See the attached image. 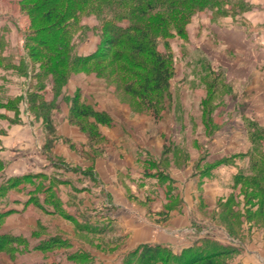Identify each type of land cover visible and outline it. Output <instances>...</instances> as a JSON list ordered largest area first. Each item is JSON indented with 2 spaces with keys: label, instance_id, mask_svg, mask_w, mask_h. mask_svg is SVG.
Returning a JSON list of instances; mask_svg holds the SVG:
<instances>
[{
  "label": "rangeland",
  "instance_id": "374dc122",
  "mask_svg": "<svg viewBox=\"0 0 264 264\" xmlns=\"http://www.w3.org/2000/svg\"><path fill=\"white\" fill-rule=\"evenodd\" d=\"M24 2L0 0V214L11 212L6 231L25 242L13 256L0 252V264H101L102 257L122 264L126 255L137 263L142 245L160 241L179 245L163 251L173 260L192 246L219 244L229 254L218 262L243 264L247 245L263 256L260 263L249 255L252 264H264V0H215L182 36L159 39L171 78L156 96L141 89L152 79L149 58L136 65L125 47L105 57L95 14L81 16L62 58L52 60L63 76L56 82L44 71L51 55L40 53L41 37L31 32L41 25L21 10ZM32 94L48 114L32 109ZM76 99L98 115H72ZM217 168L229 184L207 181ZM31 204L37 212L25 215ZM54 238L58 247L40 251L45 257L38 250L21 257Z\"/></svg>",
  "mask_w": 264,
  "mask_h": 264
},
{
  "label": "trees",
  "instance_id": "16d2710c",
  "mask_svg": "<svg viewBox=\"0 0 264 264\" xmlns=\"http://www.w3.org/2000/svg\"><path fill=\"white\" fill-rule=\"evenodd\" d=\"M24 1L21 10L26 13L29 11V18L34 26L41 25L36 32L31 30L32 34L34 33L41 37L39 41H34L42 49L41 54L45 52L51 55V59L46 62L44 71L52 74L56 82L60 81L63 76L58 71L60 68L59 61L52 60L62 58L67 44L66 39L69 40L70 31L73 32L81 16L95 14L98 18L103 19V32L108 47L106 48L105 57L110 58V52L115 47H125L133 55L135 61L140 63L136 65L141 66L139 57L146 56L147 59L149 58L150 62L148 60L145 63L151 65L152 79H147L141 89L146 96H156L158 95L157 93L168 88L171 78L167 66L170 63V59H166L155 49L158 40L166 39L174 34L182 36L185 31V25L190 22L195 13L212 4L215 0H39L35 6L26 5L29 0ZM150 14H156V16L150 19L151 22H146V18ZM119 20L129 21V23L125 26H120L118 24ZM107 33H110L112 38L108 37ZM32 39L29 36L28 42L32 43ZM32 55L34 57V54ZM119 55L116 54L114 57L119 60L123 59L124 55ZM97 56V53L91 56V61L96 59ZM36 57L39 56L37 55ZM86 61L83 58L78 59L79 64ZM126 61L128 60L126 59ZM30 99L33 104L32 109L40 108L43 109L40 112L49 113L51 107L48 104H43V102L38 104L39 98L37 94L30 95ZM149 104H152V102H149ZM73 106L72 115L76 114L84 117L98 115L88 108L80 107L77 99L74 101ZM152 106L154 107V105ZM7 107L14 109L11 105H7ZM47 121L50 125L53 124L50 117H47ZM101 121L102 123L106 122L104 119ZM50 134L52 137L56 134L54 128H51ZM3 167V163L0 161V172L3 171ZM0 190L5 191L6 188H1ZM3 197V194H0V199ZM261 208L264 209V194L261 198ZM10 213L8 211L0 214V227ZM58 241L56 238L53 240L49 239L41 243L36 249L41 252L52 251L58 247ZM24 243L20 237L0 233V252H6L13 256L15 252L22 251L20 247L22 248ZM192 247L186 250L185 257L173 260L162 256L163 251L168 250L169 247L142 245L143 252L140 255L138 253L135 254L140 259L139 262H131L126 255L122 264H231L229 262H218L220 257L224 258L229 254L227 252L228 248L219 244H205V248L199 247L196 250L192 249ZM78 257L75 254L69 259L76 261L79 259Z\"/></svg>",
  "mask_w": 264,
  "mask_h": 264
},
{
  "label": "crops",
  "instance_id": "0c3cea01",
  "mask_svg": "<svg viewBox=\"0 0 264 264\" xmlns=\"http://www.w3.org/2000/svg\"><path fill=\"white\" fill-rule=\"evenodd\" d=\"M140 161H141V163L144 165V164H146L147 165V163L145 162L144 163V160L142 159H140ZM145 165V166H146ZM228 168H232V169H234V167H228ZM225 170V169H224ZM218 171H223V170H218V168L217 169H215V171L211 174V177H209V176H207L206 177V179H207V181H210V183H213V184H216V185H218V186H220V185H225V184H229V180H230V178H228V177H225L223 174H221L220 172H218ZM236 175V171H235V169H234V171L232 170V179L234 178V176ZM236 177V176H235ZM148 191V190H147ZM80 199L81 198H79L78 197V199L77 200H74L75 202H78V203H80ZM81 201H83V200H81ZM70 204V203H69ZM151 205H155V207H156V204L155 203H152ZM122 209H125V208H123L122 207ZM36 211L37 209H36V207L34 208L33 207V205L31 204L30 206H26L25 207V209L23 210L24 211V214L25 215H28V214H30V213H33V211ZM188 211H189V213H187L186 215V217L189 219V216H190V213H191V210H190V208H188L187 209ZM22 211V210H21ZM20 211V213H22ZM39 211L40 212H43V210H40L39 209ZM39 211H38V213H39ZM88 212H89V210H87ZM37 212V211H36ZM82 212H84V211H82ZM156 212H162V209H161V207H159V208H157L156 209ZM19 213V214H20ZM38 213H37V215H38ZM90 213V212H89ZM158 213V214H159ZM49 215H52L53 213H48ZM34 216H36V214L34 215ZM52 216H54V214L52 215ZM79 217H81V216H79ZM90 217V216H89ZM182 218H183V221L185 220V217L184 216H181ZM11 217H9V219L6 221V223H4L3 224V226H2V229H1V233H3V234H8V235H18V234H12V233H10L9 231H6V226L9 224V222L11 221V219H10ZM11 229V228H10ZM218 229V228H217ZM182 230V232H188V233H191L190 231H193V229H190L189 227H185V228H183V229H181ZM11 232H13V231H11ZM178 232H180L179 231V229H174L171 233L173 234V233H178ZM206 235H208V234H211V236L214 234L213 232L212 233H210V232H208V231H206V233H205ZM204 234V235H205ZM230 237V236H229ZM229 241L232 243L233 242V244H234V242H235V240L234 239H232L231 237H230V239H229ZM241 245H243V243H241V242H239ZM194 244V243H193ZM152 245H160V246H168V247H176V243H173V242H169V243H165V242H152ZM177 248H179V245H177ZM243 248H244V254H243V256H240L239 257V260H238V263H243V264H252V262H253V260L249 257V255H253V256H255L259 261H260V263H262L263 262V256H261V253L259 252V251H257V250H251L252 248H249L247 245H244L243 246ZM36 250V251H35ZM35 250H33V248H31L30 246H29V251L30 252H27V253H24L21 257H24V256H26V255H32V254H34V252H38L37 251V249L35 248ZM40 252V251H39ZM30 253V254H29ZM41 253V252H40ZM126 253V252H125ZM42 255H43V253H41ZM248 254V255H247ZM43 257H45L44 255H43ZM95 257H97V258H101V256H95ZM97 260V259H96ZM98 260H100V259H98ZM108 260V261H107ZM104 259L103 257L101 258V262H99V263H101V264H111L112 263V261H111V259ZM45 261H48V260H45ZM120 263H121V260H120Z\"/></svg>",
  "mask_w": 264,
  "mask_h": 264
}]
</instances>
